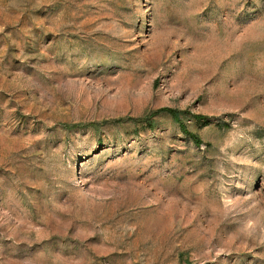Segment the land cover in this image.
<instances>
[{
  "label": "rangeland",
  "instance_id": "374dc122",
  "mask_svg": "<svg viewBox=\"0 0 264 264\" xmlns=\"http://www.w3.org/2000/svg\"><path fill=\"white\" fill-rule=\"evenodd\" d=\"M0 264H264V0H0Z\"/></svg>",
  "mask_w": 264,
  "mask_h": 264
},
{
  "label": "trees",
  "instance_id": "16d2710c",
  "mask_svg": "<svg viewBox=\"0 0 264 264\" xmlns=\"http://www.w3.org/2000/svg\"><path fill=\"white\" fill-rule=\"evenodd\" d=\"M163 112H166L170 116V118H172V120L174 122H177V123L180 124V121H181V119H180L181 118L180 117L181 114L180 113H178L176 111H172V110H165ZM193 120L196 122V124H198L200 126H203V127H206V126H209L210 125L208 119L205 118V117L197 116V117H193ZM147 126H149V127L151 126L150 122H147ZM180 128H181V130H183L182 133L183 134H186V131H184V129L182 128V126H180ZM196 139H197L196 137H193L192 140L194 142H197Z\"/></svg>",
  "mask_w": 264,
  "mask_h": 264
}]
</instances>
